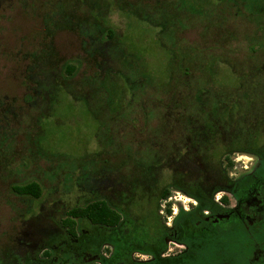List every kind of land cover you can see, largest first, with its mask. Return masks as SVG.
Wrapping results in <instances>:
<instances>
[{
    "label": "trees",
    "instance_id": "16d2710c",
    "mask_svg": "<svg viewBox=\"0 0 264 264\" xmlns=\"http://www.w3.org/2000/svg\"><path fill=\"white\" fill-rule=\"evenodd\" d=\"M57 1V6L60 7L57 12L45 8L43 18L47 30L45 36L43 35L42 44L39 41L23 55L28 60L22 71L25 82H32V79L36 78V85L40 89L39 94L43 101L41 105L40 101H37L36 105H40L39 111H53L61 90L67 91L78 101L87 102L89 109L99 115L103 114L102 111H107L102 101L112 107L110 111H115L114 104L121 108L123 98L117 90L120 79L112 78L110 70L119 71L116 65H121L125 70L124 77H131L126 73L137 70V65L134 64L135 53L125 52L122 33L118 32L107 14L102 10L98 12L97 8L101 9L98 2L74 0L89 3V8L83 11L82 16L75 14L71 5L64 7L69 0ZM102 2L105 3V10L115 3L122 6V10L125 9L128 15L129 7L135 16H141L156 26L160 30L158 35L167 36L171 40L168 80L155 84L142 78L135 81L130 79L134 88H154L157 95L151 107L145 110L144 100H141L143 104L140 106L143 111H147L148 117L155 116L161 122L153 128L154 137L151 138L152 142H148L149 145L142 144L133 152L126 151L116 167L107 165L109 172L115 171L120 177V189L116 193L101 194L98 183L100 170L97 174L86 171L78 174L77 183L79 186L91 188L92 195L84 196L76 203H65L67 206L61 209L57 217L51 214L59 223V233L60 229L68 230L51 241L69 236L75 251L84 248L90 257L97 255L93 261L101 260L102 264H181L179 256L164 259L160 257L166 246L164 237L170 235L181 242L198 238L192 250L193 253L197 248L194 256L198 264L241 263L248 254L245 239L243 240L247 237L244 223L234 216L236 222L232 233L209 229L216 226L212 221L215 217L213 214L222 212L220 205L213 199L214 193L219 190L235 193V182L227 176L234 166L231 155L235 152H246L260 155L264 159V147L258 145L264 140V89L258 87L264 86V80L260 79L264 76V62L257 60L248 69L245 58L238 56V51L228 47L227 39L231 37L234 23L224 17L228 7L224 4L214 5V9L216 7L218 10L216 17L198 18L199 9L189 0H176L165 7L159 0H156L152 7L147 4L135 5L128 0ZM66 10L68 12H65ZM58 22L88 39L83 43L88 44L87 55L94 60L98 68L94 74L77 81L76 65L65 60L54 45V29L50 26L54 25L56 28ZM186 28L195 31L191 40L180 37L181 31ZM179 38L187 42H179ZM102 61L107 64L105 77L108 80L105 84L110 85L106 93L100 90V84L96 80L101 74ZM218 63H224L228 67L226 69L229 74L236 76V83L217 82ZM249 75L256 78L254 84L258 88L247 98L243 85L246 82L244 77ZM110 78L112 80H109ZM87 86L89 90L86 89ZM117 92L120 96L116 95ZM261 97L263 99H260ZM29 98H32V103L36 101L34 96L26 91L23 100L29 102ZM251 99H255V102L252 103ZM13 107L6 99H0L1 111H12ZM155 111L163 113L158 116ZM168 125L170 128H167ZM143 126L144 131L147 123ZM174 127L179 129L180 138H176L178 143L170 144V138L165 137L164 132L167 133ZM40 134L36 135V139ZM88 162L90 161L87 160L86 163ZM86 163L80 167L87 170ZM211 173L215 175L208 176ZM193 181L197 184L194 185ZM171 186L194 197L198 204L191 211H182L175 218L174 228L169 232L158 219V210L161 201L170 196ZM11 187L12 192L20 198L33 201L43 199L44 189L37 180L30 179L22 184H12ZM221 202L228 203L227 195ZM41 206L43 205L38 204V208L28 207L25 210V220H43L49 207L45 206L41 211ZM205 209L212 214H205ZM167 212L171 213L170 208H167ZM16 236L15 243L0 246V264L84 262L79 263L75 256L60 258L57 261L53 257L49 258V255L58 253L59 250L47 252L46 257L42 259H34L30 255L22 257ZM105 242L113 246V253L109 258L102 257L99 252ZM134 251L151 252L155 257L147 262H134L130 257Z\"/></svg>",
    "mask_w": 264,
    "mask_h": 264
},
{
    "label": "rangeland",
    "instance_id": "374dc122",
    "mask_svg": "<svg viewBox=\"0 0 264 264\" xmlns=\"http://www.w3.org/2000/svg\"><path fill=\"white\" fill-rule=\"evenodd\" d=\"M90 1L98 2L101 7V9L97 8L98 12L102 10L107 14L118 32L122 33L125 52L135 53L137 62H134L137 70L126 73L131 76L128 78L124 77L125 70L121 65H116L119 71L110 70L113 74L112 78L120 79L117 90L123 98L122 107L118 108L114 104L115 111H110L112 107L102 101L107 111H102L101 115L91 111L87 102L76 100L64 90L58 93L59 100L53 111H39L43 101L39 94L40 89L36 85V78L32 79V82L29 80L25 82L22 71L28 64V60L23 55L39 41L42 44L43 35L45 36L47 30L43 18L45 8L48 7L55 13L60 9L57 6L59 2L57 0H0V99H6L7 103L14 106L12 111H1L0 108V246L16 242L14 236L24 227L22 220L26 219L24 215L28 207L38 208V204L47 206L50 203L59 207L61 204L76 203L78 199L90 196L91 188L79 186L77 183L78 174L83 171L97 174L104 164L116 166L126 151L133 152L139 145H149L148 142H152L151 137L154 136L153 128L160 125L159 118L148 117L147 111H143L140 106L143 104L141 100H144L145 110L151 107L157 95L154 88L150 86H145L144 89L134 88L130 79L135 81L142 78L144 81L155 84L168 80L171 40L167 36L158 35L160 30L156 26L141 16H135L129 7L128 15L125 9L122 10V6H117L115 3L110 4L105 10L106 6L102 0ZM128 1L135 5L147 4L149 7L156 3V0ZM159 1L162 2L160 4L163 7L176 2V0ZM69 3L63 4L64 7L71 5L77 15L84 16L83 11L89 8L88 2V5L74 2V0H69ZM190 3L199 9V13L206 10V7L198 0H190ZM216 3V6L221 5L219 0ZM188 12L190 13L186 11ZM227 13L231 14L227 16ZM234 15L231 11L224 13L227 21L234 23L232 29L237 32L231 29V37L227 39L228 47L238 51L236 54L242 57L243 50H246L244 32L241 31L243 22L240 20L241 17ZM62 25L58 22L56 28L54 25L50 26L54 29V45L65 60L76 65V79L80 81L83 77L94 74L98 68L94 60L87 55L88 44L83 42L88 39L81 37L78 31ZM194 36L195 31L188 28L180 33V37L188 40ZM182 38L178 41L180 42ZM184 41L182 40V43ZM100 65L101 74L96 77V80L100 84V90L106 93L107 88L110 87L108 83L109 86L105 84L108 80L105 77L107 64L102 61ZM108 67L110 68V65ZM226 68L228 67L224 63L217 64V82L236 83V76L229 74ZM22 79L30 84H25ZM86 89L89 90V87L87 86ZM26 91L36 99L34 103L32 98L28 99L29 102L23 100ZM119 92L116 95L120 96ZM37 101H40V105H36ZM161 113L163 111H155L158 116ZM145 123L147 127L143 131ZM39 133L41 134L37 141L36 135ZM237 153L242 152L233 153L232 156ZM244 154L249 156L247 164L241 166L234 161V166L229 172L230 177L237 179L244 174L243 177H251L249 174L255 170L256 157L250 153ZM105 159L108 162L105 163ZM87 160L90 162L86 163ZM83 163L88 164L87 170L80 167ZM164 175L163 171L162 176ZM30 179L42 184L44 189L42 200L20 198L12 192V184H22ZM177 192L189 198L183 192L176 190H171V196ZM225 193L228 194V198L233 197L230 193ZM169 203L177 214L183 210L184 200L180 197ZM218 204L222 212L233 208L230 206V199L228 206ZM174 210L168 217L160 214L161 220L169 225L172 224L175 219L173 218Z\"/></svg>",
    "mask_w": 264,
    "mask_h": 264
},
{
    "label": "flooded vegetation",
    "instance_id": "af4514ba",
    "mask_svg": "<svg viewBox=\"0 0 264 264\" xmlns=\"http://www.w3.org/2000/svg\"><path fill=\"white\" fill-rule=\"evenodd\" d=\"M198 1L200 4H203L206 7V10H203L202 13H197L198 18L216 17V13L218 12V10L216 9V7L214 9V5H217L216 3L217 0H198ZM224 3H226L225 6H228L226 8V12L231 11L235 14L234 15L235 17H241V20H243L242 21L243 27L241 31L244 32V45L246 47V50L245 51L243 50V57L245 58V62L246 65L248 66V69L250 65L254 64L255 61L257 60L259 61L262 60L264 62V0H239V1L219 0V4L223 5ZM229 14L231 13H227L226 15L228 16ZM260 79L264 80V76H262ZM244 80L246 82L244 83L243 87L244 90H246L245 94L248 96L247 98H249V95L252 94V92H254L256 88L259 87L260 89H264V86L257 87V85L254 84V81L256 80L254 76L252 77H250V75L246 76L244 77ZM260 99L263 98L261 97ZM251 102L254 103L255 99H251ZM167 128H170V125H168ZM230 128H233V126H230ZM164 135L165 137L170 138V140H168V142H171L170 144H172L173 142L178 143L179 141L178 139L180 138L179 129L176 127H174V129L169 130L167 133L165 131ZM183 136L184 134L181 135V137ZM153 137L151 138L153 139ZM258 145L260 147H264V140L262 142H259ZM151 151L152 149L150 150V152ZM242 153H246V152H242ZM253 155L256 157L257 163L254 167L255 170L249 174L251 175L250 178L243 177L245 176V174L237 179L232 178L229 175V172L232 169L228 171L227 173L228 178L232 180V182H235L233 189L236 194L229 190L225 192L230 193L235 198L236 206L227 209L228 211L216 212L215 214H213L215 217L212 221H214V224H216V226H211V229H209L210 231H212L213 228L214 230H220V231L225 230L226 233H232L234 223L236 222L234 221L236 220L234 216H236L238 220L244 223L247 229V237L246 238L244 237L243 240L245 239L244 243L247 246L248 254L246 258L242 260L241 263L239 264H264V159L260 155H256V154ZM231 157L233 160L232 155ZM167 160H169V157L167 158ZM106 161L107 159L104 160L105 163ZM100 172L101 174L98 183L101 194L107 195V194L116 193L120 189V182H119L120 177L115 173V171L109 172L105 164L100 169ZM214 175H215L214 173H211L208 176H214ZM196 180L197 179L195 178L194 181ZM168 181H170L169 178ZM115 183H117L118 186H116ZM196 184L197 183L194 182V185ZM171 190L180 191L175 186H171ZM217 192L218 191H216L215 193ZM183 194L186 195L184 192ZM186 196L191 199H195L194 197H191L189 195ZM168 197L166 199H163L159 204L158 219L160 220L161 224H164L170 232V230L174 228L175 219L172 222V224L169 225L168 223H164L160 218V214H161L160 206L162 205V202L168 200ZM218 203L223 204L224 206H228L229 198L227 204L221 201ZM47 206L46 207L48 208V212L44 213L43 220L41 219H37V220L32 219L28 221L25 219L22 220L24 227L23 229L20 230V233L17 234V236H19L18 244H17L19 254L22 257H27L30 255L34 259L36 258L42 259L43 257H46L45 254L47 252L49 251L54 252V250L56 251L59 250L58 253H53V255H49V258L53 257V259L55 258L57 261L60 258L65 259V257L67 258V257L75 256L78 262L84 261L82 264H102L101 260L93 261V259L97 255H95L94 258L90 257L89 252H87L84 248L75 251L74 244L71 243L72 240L69 236L60 237L59 238L60 240L58 241H51L53 238L57 237V235L68 232L67 229H60V233H59L58 232L59 223H57L51 217V214L57 217L62 211L61 209L64 206H67V204L65 203L61 204L58 207L55 204L50 203V205ZM44 207H45L44 205L41 206L40 210L43 211ZM188 207L191 211L195 206L189 203ZM167 208H170L171 213L172 210H174V207H172L171 203L168 202L164 208L165 217L171 215V213L167 212ZM182 211L183 210H181L177 214V216L180 213H182ZM210 214L212 213L207 211V215ZM177 216H175L174 218H176ZM79 235L80 232H78V236ZM164 239L166 246H165V250H163L160 253L161 258L164 259V258L179 256L181 264L194 263L196 258L194 256V253L197 248L193 251V253L192 250L194 249V246H196L195 241L198 238H196V240L193 238L189 241L181 242L176 240L172 236L167 235L164 237ZM99 252L102 257L109 258L113 253V246L110 243L105 242L101 246ZM138 253L147 254L150 258L141 259ZM130 257L134 262H147L152 260L155 257V255L151 252L134 251L131 253ZM208 263L213 264L210 262ZM195 264H198V260L195 261Z\"/></svg>",
    "mask_w": 264,
    "mask_h": 264
},
{
    "label": "clouds",
    "instance_id": "9594fccd",
    "mask_svg": "<svg viewBox=\"0 0 264 264\" xmlns=\"http://www.w3.org/2000/svg\"><path fill=\"white\" fill-rule=\"evenodd\" d=\"M238 157V160H237ZM233 160L237 161L238 164H240L241 166L246 165L248 160H249V156L247 154L244 153H237L233 156ZM235 174V173H233ZM226 195H228L227 193H225L224 191H218L217 193H215L213 199L215 202H220L222 200L223 197H225ZM177 197H180L182 200H184V204H183V211L184 212H188L190 211L188 205L189 203H191L193 206L197 205V201L195 199H189V198H185L183 197L179 192L174 193L172 196L168 197V200L164 201L161 205V214L164 215V208L166 206V204L171 201V200H177ZM230 199V206L235 207L236 206V200L233 197H229ZM175 204V203H174ZM205 214H207V209L204 210ZM177 211L174 210L173 213V218L176 216ZM138 255L140 256L141 259H149L150 257L147 254H142V253H138Z\"/></svg>",
    "mask_w": 264,
    "mask_h": 264
}]
</instances>
